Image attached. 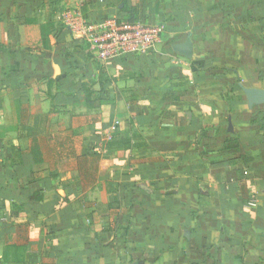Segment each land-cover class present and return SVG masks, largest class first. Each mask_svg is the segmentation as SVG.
<instances>
[{"label":"crops","instance_id":"1","mask_svg":"<svg viewBox=\"0 0 264 264\" xmlns=\"http://www.w3.org/2000/svg\"><path fill=\"white\" fill-rule=\"evenodd\" d=\"M120 1L0 0V125L46 115L40 164L20 131L0 140V264H264V104L241 91H264V0H126L159 44L98 73L68 17ZM28 17L65 26L49 50L27 48Z\"/></svg>","mask_w":264,"mask_h":264},{"label":"built area","instance_id":"2","mask_svg":"<svg viewBox=\"0 0 264 264\" xmlns=\"http://www.w3.org/2000/svg\"><path fill=\"white\" fill-rule=\"evenodd\" d=\"M67 29L72 33L73 40L80 41L88 51L97 66L121 56H143L155 51L159 44L162 28L147 25L142 22H127L116 17H104L92 20L79 16L68 17ZM119 122L115 121L104 137L105 142L112 140L118 129ZM247 176V172H243ZM246 207H257V201L252 200Z\"/></svg>","mask_w":264,"mask_h":264},{"label":"trees","instance_id":"3","mask_svg":"<svg viewBox=\"0 0 264 264\" xmlns=\"http://www.w3.org/2000/svg\"><path fill=\"white\" fill-rule=\"evenodd\" d=\"M65 0H50L49 2V11L50 14H59L63 12L64 6L60 7L61 2ZM121 4L120 11L124 12L125 16L124 18H119L121 20L127 21V22H141L139 21V13L136 11V7L128 5L126 0H121L119 2ZM104 18V17H102ZM99 18V19H102ZM96 19V20H99ZM23 25L25 26L26 31V40H27V48L29 50H43L47 51L50 49V37L60 32L61 30L65 29V26L61 24L60 22H41L37 17H28L23 20ZM4 47L0 45V51H3ZM89 55V54H88ZM89 58L91 59V56L89 55ZM91 61H93L91 59ZM99 68L100 73L103 70L102 66H97ZM101 68V69H100ZM83 91V100L85 102L86 107H91L92 105V99L97 92L96 88L94 86L88 87L87 85L82 86ZM19 113V119H14L11 123L7 125H0V140L6 138V136L9 133L18 132L20 131L22 137H26L30 140V149H29V156L31 158V161L33 164H40L42 161L41 153L38 147V136L41 134V127L40 125L44 122L46 115L41 116H32L30 118H25V116L20 117ZM24 118V120H22ZM30 124H28L29 121ZM23 121V122H22ZM131 127V128H130ZM132 125L129 124V131H132ZM117 132V131H116ZM115 132V133H116ZM115 133L112 136V139L116 138ZM133 136L137 137L136 133H133ZM112 141V140H111ZM110 141V142H111ZM105 142L107 149H109V143ZM228 146H235V143H232ZM93 157H98V154L93 152ZM10 253L16 254V252L19 251V249L15 246H11L9 248Z\"/></svg>","mask_w":264,"mask_h":264},{"label":"water","instance_id":"4","mask_svg":"<svg viewBox=\"0 0 264 264\" xmlns=\"http://www.w3.org/2000/svg\"><path fill=\"white\" fill-rule=\"evenodd\" d=\"M174 49L185 57H190L191 55V44L188 41L185 44L176 46ZM241 91L243 92L249 107L264 104L263 90L241 87Z\"/></svg>","mask_w":264,"mask_h":264},{"label":"rangeland","instance_id":"5","mask_svg":"<svg viewBox=\"0 0 264 264\" xmlns=\"http://www.w3.org/2000/svg\"><path fill=\"white\" fill-rule=\"evenodd\" d=\"M69 1V0H68ZM74 3H71V2H65V1H63V2H61V4H60V7L59 8H61L62 6H64V10L66 9V8H70L71 6H74V5H76V2H77V0H74L73 1ZM71 8H73V7H71ZM71 17H73L72 15H71ZM9 112V111H8ZM7 123H5V124H8L9 122H10V114L9 113H7ZM2 121L3 120H1L0 119V123H2ZM10 138H12L13 140H14V138L13 137H11L10 136Z\"/></svg>","mask_w":264,"mask_h":264}]
</instances>
